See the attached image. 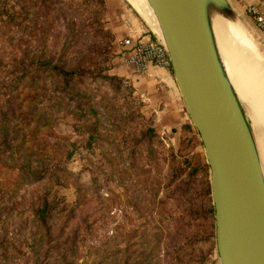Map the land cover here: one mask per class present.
<instances>
[{
	"label": "rangeland",
	"instance_id": "1",
	"mask_svg": "<svg viewBox=\"0 0 264 264\" xmlns=\"http://www.w3.org/2000/svg\"><path fill=\"white\" fill-rule=\"evenodd\" d=\"M36 3L39 10L31 11V15L37 16L40 27L43 26L42 44L30 36L21 35L19 31L11 34L12 39L8 37L11 28L0 26L1 55L13 52L20 56L27 49L55 51L57 57L68 64L100 65L104 74L117 79L113 83L101 84L99 89H89L98 109V119L102 122L103 139L100 145L86 146L83 136L75 129L78 121L64 111L54 112V117L58 118H54L53 124L43 126L36 137L29 138L32 148L54 145L62 160L69 158L67 168L70 172L67 185H55L45 180L26 187L24 199L27 207L31 199L44 191L56 194L67 211L73 205H83L74 212L75 218H72L68 228L70 240L80 236L76 243L78 259L72 264H174L170 258L172 226L164 217L161 222L157 213L163 211V215H171L172 207L179 214L188 207L197 212L199 205L209 202L204 195V170L201 165L207 163V159L196 128L193 126L192 131L185 130L191 122L190 118L172 129L162 126L156 113L148 108L149 99H145L140 92L132 72L116 67L122 39L115 29L114 12L118 0H56L51 14L42 11L41 4ZM123 3L126 4V1ZM249 18L246 17L247 22L257 34V38L252 35L262 53L241 27L231 21L228 24L240 29V38L260 56L264 66V34ZM227 38L228 42L234 41L232 34H228ZM242 76L249 81L255 75L245 72ZM119 81H122L120 88L117 86ZM77 90L87 91L84 86H79ZM246 91L244 88L239 98L253 129L259 163L264 169V118L256 106L250 105L252 100L249 104L252 91H247L251 95H247ZM32 92L33 88L24 87V94ZM247 103L251 109H247ZM147 134L154 137L152 145L145 141ZM180 147L184 157L193 159L192 166L184 165L183 174L170 186L167 178L172 162L170 150L174 148L177 151ZM140 149L150 159L146 162L147 166H143ZM163 151L166 153L165 158L162 156L164 165L158 167L157 154ZM146 172L148 174L145 175ZM94 174L97 175L95 179ZM84 192L85 195H82ZM155 199H165V202L156 203ZM66 218H60V227L65 224ZM187 226L175 236L178 243H185L183 250L187 260L183 264H220L213 238H208L212 230L209 220L198 216ZM1 227L0 224V232ZM10 230L19 232V226ZM195 233H198L197 241L189 247L190 237ZM11 235L16 241H9L0 264H66L61 261L58 251L50 252L51 247H44L41 253L36 250L30 252L31 239L27 242L26 238L29 234L21 237L19 233L12 232ZM69 245L70 242L67 247Z\"/></svg>",
	"mask_w": 264,
	"mask_h": 264
},
{
	"label": "trees",
	"instance_id": "2",
	"mask_svg": "<svg viewBox=\"0 0 264 264\" xmlns=\"http://www.w3.org/2000/svg\"><path fill=\"white\" fill-rule=\"evenodd\" d=\"M36 2L41 4L42 11L51 14L56 0H0V26L11 28L8 37L14 39L11 34L19 31L21 35L30 36L42 44L43 26L40 27L37 16L31 15V11L39 10ZM116 79L115 76L104 74L100 65L68 64L63 58L57 57L55 51L27 49L20 56L13 52L0 54V259L5 256L9 241H16L11 235L14 232L21 237L29 234L26 238L27 242L31 239L30 252L36 250L41 253L48 246L52 248L50 252L58 251L62 262L72 264L77 261L79 251L76 243L80 236L71 241L68 228L75 218L74 212L83 205H73L67 211V207L61 205L62 201L52 191L37 195L31 199L28 207L24 199L26 187L41 184L45 180L55 185H67L69 158L62 160L54 145L32 148L29 138L36 137L43 126L53 124L54 118H58L56 115L54 117V112L64 111L78 121L75 129L77 134L83 136L86 146L100 145L103 139L102 122L98 119V109L89 89H99L101 84L113 83ZM121 84L122 81H119L117 86L120 88ZM79 86L86 87L87 91L80 92L77 90ZM24 87L33 88V92L24 94ZM188 124L185 130L192 131V123L189 121ZM152 134L144 136L150 145L154 140ZM140 151L143 166H147L146 162L150 159L145 157L143 149ZM181 151V147L177 151L174 148L170 150L172 162L167 173L170 186L183 174L184 165L192 166L193 159L184 157ZM165 154L164 151L157 154L155 159L158 167L164 165L162 156L165 158ZM201 165L204 170V195L209 202L199 205L197 212L188 207L179 214L172 207L171 215H163V211L157 213L161 222L164 217L172 226L173 247L172 256H169L174 264H183L187 260L183 250L185 243H178L175 236L198 216L209 220L212 230L208 238H213L214 250L217 251L209 165L206 162ZM93 176L95 179L97 175ZM147 193L150 194L149 191ZM155 202L161 204L165 199ZM199 212L202 213L198 215ZM58 216H67L61 227ZM15 226H19V232L10 230H15ZM197 235L195 233L190 237L189 247L197 241Z\"/></svg>",
	"mask_w": 264,
	"mask_h": 264
},
{
	"label": "water",
	"instance_id": "3",
	"mask_svg": "<svg viewBox=\"0 0 264 264\" xmlns=\"http://www.w3.org/2000/svg\"><path fill=\"white\" fill-rule=\"evenodd\" d=\"M147 1L162 37L134 9L167 49L210 168L220 264H264V169L253 129L215 43L206 5L241 27L258 47L252 35L257 34L230 0Z\"/></svg>",
	"mask_w": 264,
	"mask_h": 264
},
{
	"label": "crops",
	"instance_id": "4",
	"mask_svg": "<svg viewBox=\"0 0 264 264\" xmlns=\"http://www.w3.org/2000/svg\"><path fill=\"white\" fill-rule=\"evenodd\" d=\"M125 1L126 4L123 3ZM125 1L118 0L114 12L117 35L122 38L128 35L136 37L143 33L152 35L150 28L143 18L127 0ZM230 1L240 13L248 18L250 17L246 13L248 6L256 5L264 10V0ZM131 74L135 78L137 85L140 86V92L144 98L149 99L148 108L156 113L157 119L161 122L162 126L172 129L179 122L186 123L189 120L172 69L157 68L146 76H139L133 72Z\"/></svg>",
	"mask_w": 264,
	"mask_h": 264
},
{
	"label": "bare ground",
	"instance_id": "5",
	"mask_svg": "<svg viewBox=\"0 0 264 264\" xmlns=\"http://www.w3.org/2000/svg\"><path fill=\"white\" fill-rule=\"evenodd\" d=\"M129 1L139 11V13L151 27V29L159 37H162L158 21L154 15L152 8L148 4V1ZM205 12L213 37L215 39V43L220 51V54L225 59L226 72L230 77L232 84L236 89V92L239 94V96H241L244 93V88L247 89V91H252L253 94L251 92L249 94V92L246 91L247 95L252 94L253 96V99L252 96H249L251 98H249V104L252 100V104L250 105L256 106L257 111L264 118V66L260 62V56H257L252 50H250L248 44L246 45V43L243 41L244 39L240 38V29L237 28V26H230V23L228 24L229 20L225 18L213 5L207 4ZM228 34H232L234 36V41L228 42ZM233 47H235V50H232ZM246 47H248V49ZM245 72L251 75L253 73L255 75L252 76L253 80L251 79L248 81L243 79L244 76H242V73ZM249 104L247 105L248 108L246 107L247 109L250 108ZM256 167L258 166L256 165Z\"/></svg>",
	"mask_w": 264,
	"mask_h": 264
},
{
	"label": "built area",
	"instance_id": "6",
	"mask_svg": "<svg viewBox=\"0 0 264 264\" xmlns=\"http://www.w3.org/2000/svg\"><path fill=\"white\" fill-rule=\"evenodd\" d=\"M246 13L264 34V10L250 5ZM117 68L130 70L136 75H149L154 69L171 70V60L166 47L151 34L125 36L117 51Z\"/></svg>",
	"mask_w": 264,
	"mask_h": 264
}]
</instances>
